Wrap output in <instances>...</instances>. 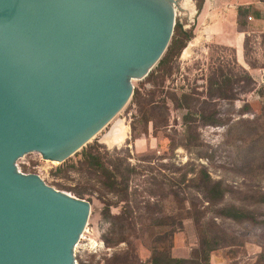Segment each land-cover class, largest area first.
Returning <instances> with one entry per match:
<instances>
[{"label":"rangeland","instance_id":"374dc122","mask_svg":"<svg viewBox=\"0 0 264 264\" xmlns=\"http://www.w3.org/2000/svg\"><path fill=\"white\" fill-rule=\"evenodd\" d=\"M214 1L210 0L215 8L213 19L206 18L205 25H201L199 18L205 0L200 11L201 0H190V9L177 10L175 26L190 31L192 38L173 58L171 72L156 81L134 82V93H138L141 103L132 97L88 144L100 145L101 152L135 168L138 175L130 177L128 201H121V196L107 191L97 181L80 178L74 171H69L66 179L57 176L59 165L44 161L37 154L26 155L17 162L21 173L36 174L56 190L74 196L69 189L84 188L89 194L91 213L75 249L76 264H119L126 255L132 264H147L153 241L147 233H129L126 242L109 247L105 242L115 237L109 234L112 224L117 227L115 217L128 209L135 213L136 206L143 214L146 203L155 200H160L167 212H179V200L193 216L194 209L205 212L206 223L212 226L213 236L219 242L209 264H264V205L249 206L242 201L244 195L264 193V20L255 17L254 8L249 10L250 20L246 19L245 31L241 33L244 40L237 52L215 43L206 34L219 31L221 24L225 27L224 21L238 30L236 18L229 17L220 1ZM223 1L240 6L263 0ZM183 2H179L180 8ZM213 25L204 32L203 27ZM217 81H228L231 98L214 93L213 84ZM193 107L204 116L215 114L217 123L204 124L208 118L194 116ZM145 109L156 115L147 128L141 113ZM115 126L123 128V140L114 146L103 143L102 139ZM193 137L201 145L199 148L194 147ZM201 169L212 181H223L232 191L225 204L243 206L253 211L255 219L236 223L216 217L192 187ZM170 187L179 191L178 198L170 193ZM142 222L137 221V229L147 221ZM155 231L154 236L163 235L168 228ZM199 236L194 220H185L170 241L171 256L189 259L198 247Z\"/></svg>","mask_w":264,"mask_h":264},{"label":"water","instance_id":"95a60500","mask_svg":"<svg viewBox=\"0 0 264 264\" xmlns=\"http://www.w3.org/2000/svg\"><path fill=\"white\" fill-rule=\"evenodd\" d=\"M180 1L0 0V264H76L91 203L17 162L94 140L164 56Z\"/></svg>","mask_w":264,"mask_h":264},{"label":"trees","instance_id":"16d2710c","mask_svg":"<svg viewBox=\"0 0 264 264\" xmlns=\"http://www.w3.org/2000/svg\"><path fill=\"white\" fill-rule=\"evenodd\" d=\"M260 2H264V0ZM202 4L203 0H201V4L198 6L199 11L202 8ZM236 12V25L238 31L244 33L245 29L243 28L245 27L246 19L249 18V11L244 7H238ZM191 38L192 33L190 31L183 30L180 25L175 26L173 36L164 56L144 80L156 81V79L171 72L173 58L181 52L185 44L190 41ZM221 77H223L222 73L220 74V78ZM248 78L250 77L248 76ZM228 85V81L227 83L225 81H217L213 84V86H215L214 93L219 97L231 98L232 96L229 93ZM133 99H135L138 104L141 103L138 93L133 94ZM141 113L143 124L147 128V126L156 119V115L151 111L149 113L146 109L141 111ZM193 115L208 118L204 120V124L214 125L217 123L215 114L213 113L204 116L194 111L193 107ZM193 141L194 147L199 148L201 146L195 143L197 142V138L193 137ZM101 148L102 147L98 144L87 145L72 158L56 168L57 176L66 179L67 173L69 171H74L80 175V178L97 181L107 191L121 196V201H128L130 177L132 175H138V173H136L135 168H130L127 164L125 166V160L123 162L113 157L108 152H101ZM192 187L197 195L202 196L204 201L208 204L207 206L212 209L216 217L236 223L250 222L255 219L253 211L243 206L225 204L224 201L227 195H230L232 191L223 181H212L209 174L204 169L197 172ZM170 189V193H173L174 196L178 198L179 191H174L172 187H170ZM68 191L72 192L75 197L84 200L85 197L89 195L84 188H72ZM87 198L86 200L89 201L88 196ZM152 201H154V199ZM242 201L249 206L264 205V193L244 195ZM179 202L181 204V210L177 213L165 211L162 202L160 200H155L152 203H146L145 212L143 214L139 212L138 206H136V212H138V214H135L136 212L133 213L132 209H128L127 212L119 214L114 218L117 227L115 228V225L112 224L109 233L112 236L115 235V237L113 239L108 238L105 244L107 247L113 246L121 242H126L129 233L138 232L142 235V233L145 232L151 239L153 238L150 248L151 255L147 264H209L211 254L216 251L219 246V242H217L215 236H213L212 226L207 225L205 212H198L194 209L193 213L195 215L193 216L190 212V208H186L185 203H182L183 201L179 200ZM187 219L194 220L198 227L200 233L198 247L193 251L189 259L173 258L170 254V241L174 233L181 230L183 222ZM137 221L139 223H143L142 221L147 222L146 225L140 224V228L137 229ZM165 228H168V231L164 232L163 235L154 236L156 229ZM132 252H134V250ZM126 256L122 261H119V264H132Z\"/></svg>","mask_w":264,"mask_h":264},{"label":"crops","instance_id":"0c3cea01","mask_svg":"<svg viewBox=\"0 0 264 264\" xmlns=\"http://www.w3.org/2000/svg\"><path fill=\"white\" fill-rule=\"evenodd\" d=\"M214 1V0H213ZM217 1V0H216ZM220 3L223 5V10L228 11L229 17L232 18V16L235 18H237V14H236V7L235 5H231L230 2H221ZM212 2V0H211ZM210 0H205V4L204 7L202 8L203 11H201V15H199V18H201V25H205L203 24L206 18H209L210 20L213 19V11H215V8H213L212 4H211ZM215 4V1L214 3ZM229 6V7H228ZM238 7H244L246 9L251 10L252 8H254L256 10L255 13V17L259 18L258 20H264V4L260 3V2H245L244 4H241ZM223 14H226L225 12ZM200 25V26H201ZM218 25V24H216ZM199 26V27H200ZM221 28L219 31H215L213 32V30L208 33L206 32V34L208 35V38L210 37L213 41H215V43L219 44V45H223V46H228V47H232L233 49L237 50V52L240 51V46L243 43L244 40V36H241V32H239L238 30H236L235 25L233 26L232 24H227L224 21V26L223 24L220 25ZM219 26V27H220ZM213 27H215V25H213L212 27L206 28L203 27L204 32L211 30ZM206 28V29H205Z\"/></svg>","mask_w":264,"mask_h":264},{"label":"bare ground","instance_id":"6f19581e","mask_svg":"<svg viewBox=\"0 0 264 264\" xmlns=\"http://www.w3.org/2000/svg\"><path fill=\"white\" fill-rule=\"evenodd\" d=\"M190 8H191L190 0H184L181 9L188 10ZM115 127H116V129H114L113 132H111L109 135H107L106 137H104L102 139L103 143L114 146L123 140V138H124L123 128H121V126H118V127L115 126ZM111 131H112V129H111Z\"/></svg>","mask_w":264,"mask_h":264},{"label":"built area","instance_id":"2783aa9c","mask_svg":"<svg viewBox=\"0 0 264 264\" xmlns=\"http://www.w3.org/2000/svg\"><path fill=\"white\" fill-rule=\"evenodd\" d=\"M249 20H250V18H249Z\"/></svg>","mask_w":264,"mask_h":264}]
</instances>
